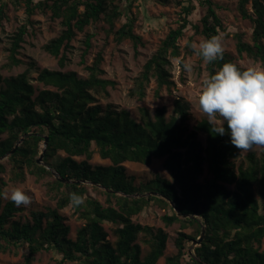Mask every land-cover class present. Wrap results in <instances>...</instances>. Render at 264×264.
Wrapping results in <instances>:
<instances>
[{"label":"trees","instance_id":"16d2710c","mask_svg":"<svg viewBox=\"0 0 264 264\" xmlns=\"http://www.w3.org/2000/svg\"><path fill=\"white\" fill-rule=\"evenodd\" d=\"M114 1L25 0V8L28 16L36 9L48 8L54 18L61 19V33L43 49L59 57L63 68L68 60L66 51L78 31H84L102 15L114 27L115 20L125 14L118 6L108 11ZM198 1L204 8L201 31L205 39L220 36L225 27L215 2ZM196 9L192 0L182 4L179 26L170 30L145 62L130 89L131 96L143 99L152 79L157 83V97L163 87L171 89L174 85L169 71L170 56L180 55L178 39L191 23L190 16ZM237 10L252 24L250 41L244 40L242 33L235 34L237 53L264 66V0H238ZM6 11L7 3L0 0V23L6 18ZM27 32L24 24L13 34L4 68L26 63L19 53ZM125 38L131 39L135 47L141 43L140 36L133 32V20L116 31L118 41ZM85 43L82 64L91 47L90 37ZM186 51L194 52L190 44ZM102 61L99 52L92 64H85L86 77L72 70L41 69L37 81L43 87L32 82V62L17 75L3 76L0 72V158L23 138L15 152L6 161H0V174L7 172L8 162L10 181L24 182L28 174L36 180L49 176L51 179L45 184L47 193L56 201L54 208L33 210L31 221L22 222L14 219L22 206L0 197V252L26 246L23 261L16 264H32L36 254L44 250L56 253L55 264H157L164 255L168 233L163 228L155 229L133 220L151 203H157L172 209V214L162 216L166 225L179 222L184 228L195 227L196 231L195 235L179 232L175 240L177 253L166 257V264H181L185 257L189 258V264H264L261 249L264 149L259 157L254 151L249 152L246 167L237 165L234 160L241 151L231 146L228 135L211 133L206 118L190 128L189 106L181 98L174 100V113L170 117L166 116L165 106L157 107L153 114L147 107H141V121L134 119L127 109L100 103L99 96L108 97V88L115 85L103 76ZM224 62L246 69L236 62L233 54L224 51L222 60L208 62L209 76ZM200 132L206 136L205 143L199 138ZM45 136L48 141L44 164H39L36 160L44 149ZM95 154L111 164L94 166L90 161ZM54 158L57 160L53 161ZM154 158H164L163 166L171 179L156 176L136 183L124 163L150 164ZM52 169L76 182L60 181ZM205 171L206 176L201 180ZM7 183L0 175V191H4ZM91 190L104 194L105 202ZM73 192L82 195L83 205L70 204L69 195ZM69 205L85 219L75 238L70 237V226L61 213ZM105 222L114 226V241L109 238ZM203 226L204 240L189 254L187 241L199 237ZM141 234L149 245L144 255L138 243Z\"/></svg>","mask_w":264,"mask_h":264},{"label":"rangeland","instance_id":"374dc122","mask_svg":"<svg viewBox=\"0 0 264 264\" xmlns=\"http://www.w3.org/2000/svg\"><path fill=\"white\" fill-rule=\"evenodd\" d=\"M4 1L7 3L6 18L0 23V72L3 76L17 75L26 69L27 63L32 62L34 64V69L31 71L32 82L40 87H43V85L37 81V75L44 68L63 71L72 70L76 71L80 76L86 77L88 71L85 69V64H92L97 54L101 52L103 57L102 68L105 71L103 76L113 80L115 85L108 88L110 92L108 97L99 96L100 103H112L119 109H127L134 119L141 121V107H147L153 114L157 107L165 106L167 110L166 116L170 117L174 113V100L181 98L189 106L190 117L188 125L190 128H193L201 119H207L199 108L198 96L203 79L209 77L208 62L196 55L195 52L188 53L186 51L188 44L199 43V41L205 39L201 31V17L204 8L199 6L198 0H192L196 4L197 9L190 16L191 23L178 39L180 55L176 57L170 56L169 71L171 72V79L174 85H172L171 89L163 87L160 96L157 97L155 96L157 83L155 79H152L147 88V94L143 99L129 94L130 89L134 85V80L142 71L145 62L156 52L170 30L179 26L183 14L182 4H188L190 0H165L164 3L160 0H115L113 4H110L108 11H111L113 6H118L125 14L115 20L114 27H111L105 15H102L100 20L86 26L84 31H78L71 41L70 49L66 51L68 60L63 68L59 65V57H54L43 49L46 43L61 33L63 29L61 19L54 18L48 8L36 9L31 16H28L25 0ZM212 1L215 2L217 12L225 27L219 36L222 39L224 51L233 54L236 62L246 69L253 65L262 66L245 54L239 56L237 53L235 34L242 33L244 40L247 41L251 40L252 34L251 22L243 18L237 10L238 0ZM129 20H133V32L141 38V43H138L137 47L134 46V42L129 38H125L122 41L116 39V31ZM24 24L27 25L28 32L25 35V42L22 44L19 57L26 63L14 66L12 69L4 68L3 65L8 61L12 36ZM88 37H90L91 47L85 55V64H82V54L86 48L85 42ZM184 62L191 65V72L186 73L183 70L182 63ZM199 138L205 143V134L200 132ZM263 149L264 147L254 146L248 151H241L240 156L234 161L237 165L242 164L246 167L248 165L247 154L254 151L259 157ZM60 155L64 156V153L61 152ZM82 158L80 157L79 159ZM56 160L57 158L53 159V161ZM90 162L94 166L111 164L110 160L102 159L99 154H95ZM163 162L164 158H154L150 164L125 162L124 165L128 174L133 175L136 178V183H139L147 182L156 176L171 179L169 172L163 166ZM6 168L7 172L0 174L8 182L4 191L10 193L13 188L20 187L33 196V202L29 206H22V211L18 212L14 219L22 222L31 221V212L33 210L45 211L56 206V201L50 198L45 185L51 177L48 176L45 179L36 180L35 176L28 174L24 182H13L9 180L11 164L6 162ZM205 176L206 171L200 179L203 180ZM91 192L100 201L105 202L106 196L104 194L94 190H91ZM61 213L65 217L66 223L70 226V237L75 238L77 231L85 224V219L81 218L71 205L62 209ZM166 213L172 214V209L157 203H151L140 214L133 217V220L137 223L149 225L155 229L163 228L168 233L169 237L164 255L158 260L157 264H166V257L177 253L175 240L179 232L192 235L196 233L195 227L188 226L184 228L179 222L166 225L162 219V216ZM104 227L109 232V238L114 241V226L105 222ZM145 238L141 234L138 239L143 255L149 251V245ZM194 240L187 241L188 252L189 250L194 252L196 247L193 245ZM261 249L264 250V239ZM26 253V246L15 248L12 252H0V264L22 262ZM56 257L57 255L53 250H44L36 254L32 264H55ZM188 259V257H185L181 264H189ZM67 264L79 263L67 262Z\"/></svg>","mask_w":264,"mask_h":264},{"label":"clouds","instance_id":"9594fccd","mask_svg":"<svg viewBox=\"0 0 264 264\" xmlns=\"http://www.w3.org/2000/svg\"><path fill=\"white\" fill-rule=\"evenodd\" d=\"M190 47L206 62L223 59L224 46L219 36L193 42ZM182 68L186 73L192 70L187 62L182 63ZM198 105L207 117L210 132L228 135L235 149L264 147V66L253 65L242 70L235 63L224 62L218 71L203 79ZM0 197L10 199L17 207L33 202V196L20 187L10 193L0 191ZM69 202L74 207L81 206L84 198L73 192Z\"/></svg>","mask_w":264,"mask_h":264},{"label":"water","instance_id":"95a60500","mask_svg":"<svg viewBox=\"0 0 264 264\" xmlns=\"http://www.w3.org/2000/svg\"><path fill=\"white\" fill-rule=\"evenodd\" d=\"M22 141H23V138H21L19 140V142L14 146V148L8 154H6L3 157H1L0 161H3L4 159L9 158V156L12 155L15 152L16 148L19 146V144ZM47 141H48V136H45V140H44V143H43V148L44 149L42 150L40 156L36 160L37 163H39V164H44V160L43 159H44V153H45V148H46V145H47ZM52 172H53L54 176L56 178H58L60 181H62V182H65V183L76 182L75 180H70V179H66V178L61 177L60 174L54 169H52ZM81 182L87 183V184L96 185V184H94L92 182H87V181H83V180ZM97 186H99L100 188H102L104 190H107V189H105L104 187H102L100 185H97ZM205 233H206V228H205V226H203L202 227V231H201V235L196 240L193 241V245L194 246H197V245L201 244V242L204 240ZM189 254H193V252L191 250H189Z\"/></svg>","mask_w":264,"mask_h":264}]
</instances>
